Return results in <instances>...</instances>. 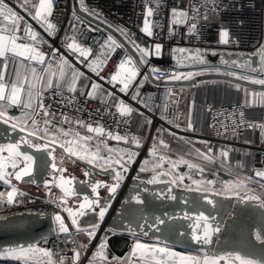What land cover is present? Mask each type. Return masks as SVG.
<instances>
[{
    "label": "snow or ice",
    "instance_id": "1",
    "mask_svg": "<svg viewBox=\"0 0 264 264\" xmlns=\"http://www.w3.org/2000/svg\"><path fill=\"white\" fill-rule=\"evenodd\" d=\"M259 2L264 6V0ZM248 3L257 7L256 0ZM141 4L142 19L134 26L147 38L144 42L131 28L109 22L87 0H74L66 26L55 19V0H13V4L0 0V125L7 126L0 131V182L10 188L0 192V206L18 203L17 197L25 196L13 181L37 183L33 174L39 161L48 170L41 183L58 209L52 215L56 225L52 247L40 246L41 242L48 244L47 237L0 247V260L18 264H264V247L258 258L241 250H214L222 228L211 213H183L190 231L181 232L170 223L177 217L168 213L149 216L148 198L143 195L176 201L175 190L184 189L201 194L194 204L206 201L213 209L222 206L213 197L224 196L264 210V167L249 170L243 161H231L234 149L214 148L209 140L180 135L179 131H196L194 101L186 113L179 110L183 87L179 92L165 87L163 98L145 91L148 84L159 88L161 83L195 81L197 76L223 78L244 99L227 114L217 113L222 119L210 127L224 139H236L243 130H258L264 140V119L255 121L245 115L248 109L264 108V42L247 55L170 47L167 53L176 63L165 68L153 60L165 56V45L159 41L165 35L162 9L166 0H141ZM221 9H227L223 0H180V4L167 6L166 34L174 38L176 29L183 27L186 36L199 38L209 14ZM97 32L100 39L92 35ZM218 35L220 44L233 43L227 28H221ZM178 54L186 62L176 60ZM208 56L218 57V62ZM91 101L100 105L94 112L85 107ZM134 117L143 130L139 133L127 130ZM105 120L110 123L106 125ZM142 150L146 155L134 178L139 183L135 194L125 200L141 207L122 214L98 238L111 201ZM66 161L87 166L81 171L88 179L81 183L91 188L92 197L81 199L74 187L77 178L66 175ZM181 167L186 171H180ZM222 171L232 179L222 180ZM99 174L111 182L95 179ZM141 174H148L147 178ZM157 185L164 188L149 187ZM101 188L108 193L104 198ZM89 215L94 219L82 224L81 218ZM80 235L83 241L77 239ZM115 235L131 237L127 256L109 257V238ZM186 235L196 245L195 252L176 250ZM255 240L264 246V229L256 232Z\"/></svg>",
    "mask_w": 264,
    "mask_h": 264
},
{
    "label": "built area",
    "instance_id": "2",
    "mask_svg": "<svg viewBox=\"0 0 264 264\" xmlns=\"http://www.w3.org/2000/svg\"><path fill=\"white\" fill-rule=\"evenodd\" d=\"M6 2H8L9 4H13V0H6ZM87 2L91 6L98 8L108 18L109 22L131 28L132 31L137 32V35L140 36L141 42L147 40V38L141 35L138 32V29L134 26L135 24L140 23L142 19L139 16V13L142 10L141 0H87ZM73 3L74 0H55V19L59 21L61 26L67 25V21L70 18ZM173 4H180V0H166V7L162 9V18L165 24V35L160 38L159 42H162L165 45V56L163 60H153V63L158 64L162 67H171L176 63V61L173 60L167 53V49L170 47H199L201 49H214L218 52L228 51L235 53L251 54L259 46L260 43L264 42V6L260 5L259 0H256L257 7L255 9L251 7V5L248 3V0H223V4L227 6V9H221L214 14H209V19H212L213 21L208 19L207 25L201 31L199 38L186 36L185 29L183 27L176 29V34L174 38H169L167 36V6H171ZM221 28L228 29L229 38L233 41V43L228 45H223L219 43L218 33ZM92 35L95 36L97 39L101 38V34L99 32L93 33ZM207 58L212 61L210 59V56H208ZM191 70H195V68ZM165 87H172L177 92H179L181 85L174 82H170L167 84L161 83L160 87L157 88L153 84H148L145 87V91L154 97L163 98ZM182 100L183 96L180 100L179 110L182 107ZM241 103L242 102L229 105H220L215 104L213 102H206L204 105V109L208 115V133H203L196 129L195 132L179 131V134L188 136L194 140H209L211 141L214 148L223 147L218 144L221 142H225L226 139H224L223 137H218L216 135L215 128L210 127V124L215 123L216 120L222 119V117L217 116V113L224 112L225 114H227ZM85 107H87L89 111L94 112L97 107H100V105L97 101H91L87 105H85ZM174 108L175 106H173V109ZM247 111L248 110H246L245 115L249 117ZM83 115L84 118H87L88 113L85 112ZM251 119L255 121H260L264 119V116L261 118ZM104 123L107 125L110 123V121L105 120ZM158 123H163V121H158ZM183 126L184 123H181V127ZM165 127L167 128L170 126L165 124ZM127 130L132 133H139L140 131H143L142 129H140L139 124L136 123L134 118L128 125ZM173 130L178 131L176 129ZM121 131H123V129H121ZM249 131L254 130H243L239 134L237 140L233 141V144H235L239 148H251L252 164L251 167L248 168L249 170L253 168H262L264 167V146L252 145L243 142L245 133ZM109 143L112 144L114 142L109 141ZM172 146L174 149H176V142H172ZM197 146L202 147V145L199 144ZM145 155L146 152L142 150L140 157L137 158V162L132 166V169L127 174V178L124 180V184L130 181L131 179L135 178L139 168V164L143 160ZM242 160L243 156H241L239 160H235L233 163ZM181 168L186 171L185 167ZM220 174H222L226 179H232L230 175L223 171ZM147 175L148 174H141V178L146 179ZM17 187L20 191L25 193V196H18L17 200L20 201L18 203H14L12 205L7 206H0V219L13 215H23L29 212L45 216L49 214H54V212L58 211V209L55 208V205L50 203L49 197L45 193L44 189L43 192L38 193L22 186ZM241 194L243 195V193ZM105 229L107 228L102 225L101 231L97 233L98 238L103 234V231ZM77 239L83 241L85 237L83 235H80L77 237ZM54 240L55 235L50 236L48 237V244L45 245L43 244V242H41L40 246L52 247ZM93 243L95 244L96 241H94Z\"/></svg>",
    "mask_w": 264,
    "mask_h": 264
},
{
    "label": "water",
    "instance_id": "3",
    "mask_svg": "<svg viewBox=\"0 0 264 264\" xmlns=\"http://www.w3.org/2000/svg\"><path fill=\"white\" fill-rule=\"evenodd\" d=\"M210 59L214 62L218 61V57L210 56ZM255 60V57H253ZM208 79H223L215 76H197L195 81H179L174 82L178 84L190 85L203 80ZM259 88V86H251ZM6 125H0V131L6 129ZM60 151H57V157L60 156ZM77 164L80 165V171L71 170L67 165L69 172L66 175H72L77 178L74 187L81 194V199L83 195H89L92 197L94 194L91 193V188L86 184L81 182L86 181L88 178L84 177L81 169L87 167L83 162L78 161ZM99 170H97L98 172ZM48 177V170L41 166L38 161L37 165L34 167L33 178L37 181L36 184L16 182L17 184H30L35 187L43 186L41 181ZM95 179L110 181L109 177L103 174L95 175ZM27 179V178H25ZM139 181L131 179L127 183L121 184V187L117 190L115 194V199L111 201V207L105 216V219L101 226L108 228L115 222L119 221L122 214H127L131 208H139L133 201L131 205L126 204L125 200L130 198L135 194L134 189L136 188ZM39 185V186H38ZM156 191L164 188V185L149 186ZM59 191V189H58ZM100 197L104 198L108 195L105 189L101 188L99 190ZM178 196V200H158L152 199L151 193H144L143 195L148 198V204L146 208V213L149 216L153 215H163L168 213L171 216L177 217L176 220L170 223L179 231H190L187 229V221L182 219L183 213L187 212L190 215H197L200 211H203L205 215L211 213L215 216L217 221L220 222L222 232L221 240L219 243L213 246V249L220 252L241 250L243 252H248L250 255L259 257L261 255L260 249L264 247L255 240L256 232L264 229V215L262 212L264 210L258 209L251 204L239 203L235 198H225L224 196L213 197L215 200L220 202L217 208L213 209L211 205H208L206 201H199L198 204H194L197 197L201 195L200 193L188 192L184 189H176L175 193ZM187 201V203H185ZM71 203V201H70ZM52 215H39L37 213H25L23 215H13L3 219H0V247H6L15 244H28L41 241L42 237L53 236V229L56 227L52 220ZM92 216H86L81 218V223L84 224ZM164 227V226H161ZM131 237L128 235H115L111 237L110 247L118 252L125 253L130 246ZM182 242L177 243L176 247L186 248L195 251L196 245L190 242L189 236H184L181 238ZM169 240V243H172Z\"/></svg>",
    "mask_w": 264,
    "mask_h": 264
},
{
    "label": "crops",
    "instance_id": "4",
    "mask_svg": "<svg viewBox=\"0 0 264 264\" xmlns=\"http://www.w3.org/2000/svg\"><path fill=\"white\" fill-rule=\"evenodd\" d=\"M237 54H245V55H247L248 53H237ZM205 81H208V82H210L212 84L209 85L206 90L202 89V90L199 91L198 90L199 88H198L196 93H194L195 106L193 108V121L195 123V128L197 130H199L200 132H203V133H208V126H207V124H208V118H207L208 115H207L206 112H204V107H203V104H202V103H206L202 99V95H204L203 93H205V97L204 98L206 100H208L209 102H213L215 104H220V105H229V104L242 102L244 97H243V93L242 92H237L235 90L234 86L228 84L223 79H208V80H205ZM215 83H223V84H215ZM257 89H259V88H257ZM207 98H209V99H207ZM193 101H194L193 99H190L189 104L192 103ZM199 106L201 107L202 110L199 108ZM202 111L206 114L203 119H201V115L204 116ZM13 113L14 114H18V113H16L15 109H13ZM247 114H248V116L250 118H261V117L264 116V108L256 107V108L248 109ZM235 140H237V138L236 139L229 138V139H226L225 142H221L218 145H221L223 147H230V148L234 149V151H232L230 153L231 161L234 162L235 160H239L241 158V156H243V160L242 161L245 163L247 168H250L251 164H252V151H251V148H247V147L239 148L235 144H233V141H235ZM243 141L245 143H247V144L264 146V140L261 139V137L259 135V131L246 132L245 135H244ZM179 150L183 151L184 149H179ZM180 171L183 172L185 170L180 168ZM220 177L224 178L225 180H229V179H226L222 174H220ZM0 190L2 191V189H0ZM92 220H93V216L89 220H87L84 224H88ZM111 237L109 238L108 249H107V253H108L109 257H111V256H117V257L127 256L129 251H130V247H131V244H132V239L130 238L131 241H130L129 249L125 253H118V252L114 251L110 247V239H111ZM176 250L183 251V250H181L179 248H176ZM0 261H2V260H0Z\"/></svg>",
    "mask_w": 264,
    "mask_h": 264
},
{
    "label": "rangeland",
    "instance_id": "5",
    "mask_svg": "<svg viewBox=\"0 0 264 264\" xmlns=\"http://www.w3.org/2000/svg\"><path fill=\"white\" fill-rule=\"evenodd\" d=\"M209 20H211V21H213L212 19H209ZM177 47H181V46H177ZM184 48H189V47H184ZM176 59L177 60H179L181 63H184V62H186V57H184V56H182V55H180V54H178L177 55V57H176ZM214 62V61H213ZM83 70V69H82ZM182 70H184V71H187V69H182ZM193 71H195V70H193ZM212 83H210V82H208V81H205V80H203V82L201 83V81H199V82H196V83H192V84H190V85H184V84H179V85H181V87H183V89H184V91H183V93H182V96H183V100H182V107H181V109H180V112H182V113H186V111H187V106H188V104H189V101H190V99H193L194 100V106H195V99H194V93H196V91H197V89L200 91V90H206L207 88H208V86L209 85H211ZM215 84H223V83H215ZM204 95H202V99L205 101V102H209L208 100H206L204 97H205V93H203ZM214 97V96H213ZM207 99H209V98H207ZM226 99V98H225ZM225 101V100H224ZM242 102H243V100H242ZM203 104V107H204V105H205V103H202ZM199 108L201 109V107L199 106ZM202 110V109H201ZM203 112V111H202ZM204 112H206L205 111V109H204ZM203 112V114H204V116L203 115H201V119H203L204 117H205V113ZM207 113V112H206ZM208 118V117H207ZM134 119H135V121H136V123L137 124H139L138 122H137V120H138V118H136V117H134ZM181 123H184V121H183V118H182V120H181ZM244 142V141H243ZM245 143V142H244ZM59 157V156H58ZM66 165L71 169V170H77L78 172L80 171V165L79 164H75V165H73V164H71L70 162H67L66 161ZM221 178V177H220ZM222 180H225L224 178H221ZM13 183H15L16 184V186H22V187H24V188H27V189H30V190H32V191H34V192H43V186H40V187H35V186H32V185H30V184H17L16 183V181H13ZM6 186V185H5ZM8 189H10L8 186H6ZM58 191V189H54V191ZM58 193H59V191H58ZM93 219H94V217H93ZM103 235V234H102ZM183 251H191V250H183ZM192 252H195V251H192ZM0 263L1 264H18V262H15V261H11V260H2V261H0Z\"/></svg>",
    "mask_w": 264,
    "mask_h": 264
},
{
    "label": "trees",
    "instance_id": "6",
    "mask_svg": "<svg viewBox=\"0 0 264 264\" xmlns=\"http://www.w3.org/2000/svg\"><path fill=\"white\" fill-rule=\"evenodd\" d=\"M0 189H2V191L3 192H5V191H7V190H9L2 182H0ZM1 191V190H0ZM1 191V192H2ZM110 242H111V239H110ZM176 248H179V249H181V250H189V249H186V248H181V247H176ZM191 251H193V250H191Z\"/></svg>",
    "mask_w": 264,
    "mask_h": 264
},
{
    "label": "bare ground",
    "instance_id": "7",
    "mask_svg": "<svg viewBox=\"0 0 264 264\" xmlns=\"http://www.w3.org/2000/svg\"><path fill=\"white\" fill-rule=\"evenodd\" d=\"M63 215H64L65 218H66V223H69V224H70V221L67 220V213H63Z\"/></svg>",
    "mask_w": 264,
    "mask_h": 264
},
{
    "label": "flooded vegetation",
    "instance_id": "8",
    "mask_svg": "<svg viewBox=\"0 0 264 264\" xmlns=\"http://www.w3.org/2000/svg\"><path fill=\"white\" fill-rule=\"evenodd\" d=\"M54 192L58 193V191H57V190H56V191H54Z\"/></svg>",
    "mask_w": 264,
    "mask_h": 264
}]
</instances>
